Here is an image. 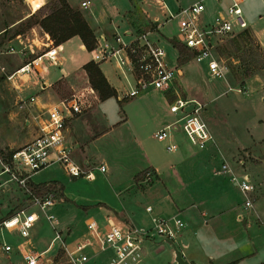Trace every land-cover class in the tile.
<instances>
[{"label":"rangeland","instance_id":"obj_1","mask_svg":"<svg viewBox=\"0 0 264 264\" xmlns=\"http://www.w3.org/2000/svg\"><path fill=\"white\" fill-rule=\"evenodd\" d=\"M34 1L37 2L36 6L43 2L39 8L32 10L30 6H32ZM42 1L0 0V50L3 51H0V161L4 159L2 157L5 156L7 151L28 139L32 132L31 127L27 126L23 119L30 117L32 120V115H35V111H30V106L27 103H25L26 105H21L20 98H25L29 93H33L35 99H33L32 105L36 108L50 103L57 97L66 96L73 91H79L88 83L85 72L82 71L81 67L73 68L67 75L61 76L50 84L51 87L48 85V88H44L38 92L34 89L38 84L35 83L36 86L32 83V77H29L28 80H24L26 79L24 76V79H22L17 75L12 76L11 80L5 77L7 71H12L20 62L31 56V54L23 57L18 55V59H21L19 61L16 59L14 53L5 52L8 44L19 46L18 40L21 39L22 43L30 42V46L35 51H38V41L44 40L45 34L42 32L43 29L37 23L27 25L25 22V17L30 13H33V18H39L43 13L52 8L54 0ZM192 1L194 0H161L162 4H158L151 0L149 10L157 16L158 24L153 25L143 15H130V17L134 18L131 22L129 20L132 26L129 33H123L124 26L115 28L118 33L107 32L105 29L107 26L105 22L107 16L105 15L103 23H94L96 26L90 27L93 30L95 38L97 36L100 42L102 41L99 38L100 34H98L100 32L104 34L105 40L112 43V37L116 34L120 35L123 40H126L139 33H146V38L149 41L163 47L165 63L169 66H179L181 68L182 75L174 76L175 79L173 80L174 89L178 90L179 95L183 98L200 102L198 114L203 121H207L211 125L216 123L220 125L224 124V156L218 149L213 136L211 140V144L219 151L220 155L219 164L214 169L213 174L224 175L228 183L231 186L234 185L241 195V199L239 203H236L235 208L224 212V217L227 219V228H231L229 233L234 239H238L240 243L245 240L252 242L254 252L246 260L248 261L247 264L264 262V53L250 28L248 29V36L236 34L230 38L221 37L215 49L220 63L224 65V74L222 77L208 79L205 75L204 65L191 61L190 57L187 56L186 50L178 43L176 38V22L178 17L173 16V14L177 12L179 7H183ZM201 1L204 3L205 8L196 18H193L194 24L197 27H200L203 20L209 19L212 16L211 2L216 0ZM97 3L103 7L101 2ZM259 4V0H244L242 2V8L247 15L246 20L249 26L253 24L248 18ZM91 7V0H89V4L86 7H80L79 3L76 6L85 20L88 19V16L92 15V11H90ZM94 15L96 17L95 11L93 12V17ZM21 17L23 18L20 19ZM45 33L47 32L45 31ZM17 34H19V37H16ZM47 35L49 36L48 33ZM78 43L79 39L76 36L69 38L63 43V65H66L68 68H72L78 62L89 57V50L81 49ZM175 49L177 50L175 51ZM176 53H180L179 60H177ZM70 54L73 55V58L69 57ZM101 65L105 69H109L110 73L119 82H124L125 84V81H122V77H120V70L113 58L103 60ZM57 68V65L48 66L49 71L54 73L57 72ZM48 79L50 80L51 78ZM29 85L31 87L27 88ZM148 88L151 87L140 90L134 96H123V98L118 100L114 96H110L102 103L109 114L111 122L113 121L114 123L109 134L105 135V138H102L103 141L101 142L105 153H107L108 157L111 158L110 161H112L110 169L112 176H106L108 175V169L105 172H101L96 168V165L101 162L96 157L81 161V166L89 168L92 174L89 175L90 179L87 177V179L84 178L78 183L68 184L71 193L75 195V201L78 200L79 202L70 201L71 207L67 210L61 209L59 212L55 211L54 207L50 209L54 212L52 224L56 227L58 220H70L79 229L83 226V221L85 222L83 218L86 215L94 216L96 219L97 217L100 218V214H96L92 210L95 207V204H90L92 198L98 196L113 201L110 197L109 185L116 190L115 185H117L118 181L120 183L126 182V176L130 167L142 162L137 150L131 145L125 124L128 120L136 122L140 119L137 108L141 104L151 102L156 105L158 111L165 114L163 121H169L176 117V115H172L168 111V104L173 101L172 98H169V93L165 95V92L161 90L153 91V89L150 90ZM80 93L82 110L87 107L92 98H98V93L95 89H93V93L91 94L87 93L84 89ZM25 102H27L26 99ZM121 117H125L126 120L118 122ZM180 123V121H177L176 124L180 125ZM154 129L155 123H140L141 134L144 135L147 145L153 146L155 149L157 148L159 153H170L171 151L165 148L167 136L164 139L153 137L152 132ZM166 131L167 133L170 132V127ZM175 135L178 139L182 138L179 133ZM93 151L102 152L103 150L95 149ZM44 168L37 170L35 174L31 175V180L44 178L49 173L48 168ZM152 175L153 171L147 166L134 174L140 187L142 184L150 182ZM79 177L75 176L73 179ZM104 177L107 179V183ZM242 177L248 179L252 186V189L245 193L241 192L237 185V181ZM53 180L57 179L44 180L36 183L37 185L32 182L29 184L27 181L25 187H22L14 179L9 178L6 173L0 172V220L29 203L27 193L29 188L31 189V184L35 185L31 191L39 197L51 195L56 201L64 200L65 197L62 193L61 183L59 181L52 182ZM167 180L170 183L168 187L178 195L176 187L172 184L171 177H168ZM244 195L251 200L249 206H244L242 203ZM236 212L239 213V216L237 215L238 213L236 216L234 215ZM161 218L166 219V223L168 222L167 226L171 228L172 235L168 236L163 233L147 235L145 239L147 238L149 242L145 241V239L142 241L140 257L128 264H174L172 248L169 242L166 241V238L171 239L178 247L180 242L177 238L175 239L176 227H174L175 225L172 220L173 218L180 219L182 225L179 227L184 226V222L177 215ZM57 231L60 233V231L63 232L66 229H59ZM0 232V237L2 236L3 239L10 242L18 237V240L21 239L20 241L28 240L30 242L29 237L36 233L44 234L48 238L49 233L52 234L53 229L50 227L48 221H44L36 223L30 230L29 236H21L16 231L8 232L2 227L0 228ZM76 234L78 235V232ZM80 240V238H76L71 240V243L74 244ZM84 240L91 239L84 238ZM58 242V248L57 242H53L52 248L43 252L41 258L50 256L56 251L52 257L51 264H70L67 261L62 244L60 241ZM9 253L8 256L0 253V264H24L23 259L20 258L15 248ZM228 261L216 262L206 258L201 264H220ZM80 264H103V261L94 259L92 263L86 261Z\"/></svg>","mask_w":264,"mask_h":264},{"label":"crops","instance_id":"obj_2","mask_svg":"<svg viewBox=\"0 0 264 264\" xmlns=\"http://www.w3.org/2000/svg\"><path fill=\"white\" fill-rule=\"evenodd\" d=\"M66 1L70 6L75 7L78 5L80 0ZM150 1L151 0H91L92 7L90 11H92V15L88 16L86 21L89 26H96L94 23H103V19L105 16H107L105 21L107 26L105 29L107 32L112 31L111 33H118L116 32L115 28L122 26H124L123 33H129L130 28L132 27L129 23V20L131 22L134 18L130 17V15H143L149 19L153 25H156L158 24V18L154 12H150L149 10ZM42 2L37 6V8L42 5ZM97 2H101L103 7L99 6ZM153 2L162 4L161 0H153ZM211 3L214 13L220 7V2L214 1ZM259 3L260 4L258 7L255 8V11L248 18L253 24L252 26H248V29H251L256 41L258 42V45L264 53V0H259ZM32 6H30L32 10L37 9H33ZM99 7L100 9H98ZM94 11L96 17L95 15L93 17ZM243 13L246 18L247 15L244 9ZM123 14H125V16H123ZM42 32L45 33L44 30ZM98 34L104 35L102 32ZM73 36H76L79 39L77 35H72L59 43L61 50L56 56L55 64H51L58 66L57 72H50L49 69H47L42 77L45 80L44 86L39 88L35 84L37 86L34 88L36 89V92L41 91L44 88H48L47 86L52 84L55 80L61 76L67 75V73H69V71H71L73 68L75 69L77 67H81L82 63L90 59L91 55L90 51H88L89 57L82 60L81 62H78L72 68H68L66 65H63V43ZM131 38L132 37L126 40ZM78 46L81 49L86 50L80 39ZM15 57L18 59V54H15ZM69 57L73 58V55L70 54ZM190 60L193 61L191 58ZM19 61H21V59ZM102 61L98 62V66L107 82L115 89V99L118 100L123 98V92L129 88L128 84L131 82L129 73L124 70V73H121L120 77H122V81H125V84L124 82H119L117 78L112 73H110L109 69H105L104 66L101 65ZM21 63L22 62L19 64ZM82 71L84 72L83 69ZM180 75H182V71L179 67V73L175 76L177 77ZM117 77L120 78L119 76ZM48 78L51 79L49 80ZM174 79L175 78L173 77L171 80L172 83L170 82L171 86L169 84L168 88L166 89H155L152 87L148 89H153V91L161 90L165 92V95L169 93V98H172L173 100L175 98L188 99L181 97L178 93V90L174 89ZM29 87H31V85H29L27 88ZM50 92L52 93L51 90ZM108 97L104 99H99L97 97L95 99L92 98L87 107L83 108V110H81L79 113H75L69 117L64 130V137L65 142L70 144L72 147V158L78 164L81 165L80 162H83L87 158L96 157L104 165V170L101 172H105V170L108 169V175L106 176L111 177L112 174L110 169L112 166V161H110L111 158L108 157L107 153H105L103 147L101 146V142L103 141L102 138L104 139L105 135L109 134L112 126L114 125L102 104ZM58 98L60 97L55 98L51 102ZM191 101L197 102L199 105H201L200 102L193 99L190 100L189 103H193ZM48 104L43 106L41 105L40 107L36 108L31 104L29 110L35 111V114L42 113L43 108ZM137 112L140 114V119H138L136 122H131L128 120V122L125 124L131 145L135 150H137L142 162L136 163L130 167V170L126 176V182L120 183L118 181L116 183L117 185H115L116 190L111 185L108 187L106 184L109 188L110 197L113 199V201L97 196L92 198L90 201L91 203L89 202L91 205L95 204V207H93L92 210L96 214H100V218L97 217L96 219L94 216L86 215L83 220H85V222L89 219L94 220L97 224L99 233H102L105 228L104 225L106 226L108 220H112L121 225L133 224L139 228L151 229V218L158 219L164 216L167 217L170 215H177L183 220L184 226H174L176 227L175 239L177 238L179 240L180 245L178 248L180 249L182 256L186 258L190 264H201L206 260V258L216 262L235 260V264H243V262L244 264H247L248 261L246 260H248L249 256L254 252L252 242L245 240L244 242L240 243L238 239H234L229 233L231 228H227V219L224 217V212L233 210L236 203H239L241 195L238 193L234 185L231 186L228 183L224 175L213 174L214 169L219 164V151L214 148V146L211 144V141L206 142L205 146L202 148L197 147L196 144L189 141L181 130L180 125H177V122L173 123L178 117L177 114L173 112L169 111L170 114L176 115V117L169 121H163L165 114L160 113L156 105L152 104L151 102L141 104L137 108ZM23 120L27 126H30L32 129L31 135L28 138L30 139L35 133V127L33 126V122L30 117H25ZM125 120V117H121L118 122H124ZM141 122L147 124L155 123V129L152 132L153 137H155V131L164 126L166 128V125L173 123L170 125V132L167 133L166 141L167 143H174L175 148L170 150V153L166 152V154L165 152L159 153L157 148L155 149L153 146L147 145L144 135L141 134ZM205 124L211 136H213L215 139L218 149L224 156V124L222 123L220 125L219 123H216L211 125L207 121ZM176 133H179L182 138L178 139L175 135ZM20 144L16 145L15 147L19 146ZM95 149L103 151H93ZM145 166L151 168L153 175L150 182L144 183L140 187L137 184L138 180L134 174ZM46 168H48L49 173L46 174L44 178L31 180L30 177V181L37 185L36 183L44 180L57 179L53 180L52 182L59 181L61 183L62 193L65 198L63 197L64 200L61 201H55V203L51 206V209L54 207L55 211L58 212L61 209H69L71 207L69 202L75 201V195L71 193V189L69 188L68 184L78 183L84 178L87 179V177L90 179L89 175L92 174L91 171L89 172L88 176L83 175L79 178L73 179L72 176L65 174L57 164H51L46 166ZM35 173L36 172L33 174ZM168 177H171L172 184L176 187L178 195L168 187V184H170L167 180ZM104 180L107 183V179L105 177ZM75 202L77 203L79 201L76 200ZM145 206H150V209L146 210ZM237 213L238 212L234 213V215L236 216ZM203 215L204 217H202ZM237 215L239 216V213ZM44 221L46 222V220L41 215H39L33 222L30 230L34 227V225H36V223H42ZM85 222L83 221V226L78 229L75 223L70 220H58L56 229H66V231L63 232L60 231V236L63 240V245L67 249L72 248L73 244L71 243V240L73 239H93L89 246H85L82 249V252L88 256L86 261H90L92 263V260L98 259L102 260L103 264H105L107 258L111 254V249L109 247L99 249L94 233L85 228ZM4 229L8 232H17L16 229ZM76 232H78V235ZM53 235L54 232H52V234L49 233L47 238L44 234L41 235L36 233L35 235L29 237L30 242L28 240L20 241L21 239L18 240L19 237L14 238L12 242L3 239L2 236L0 239H3L10 244L11 250L15 248L21 258L19 250L21 252L32 253L41 251L46 252L52 248L53 242L55 241L57 242L58 248V239H53ZM145 241L149 242L147 238ZM55 252L50 256H45L47 261H44L41 264H51L52 257L54 256ZM2 254L8 256L10 253Z\"/></svg>","mask_w":264,"mask_h":264},{"label":"built area","instance_id":"obj_3","mask_svg":"<svg viewBox=\"0 0 264 264\" xmlns=\"http://www.w3.org/2000/svg\"><path fill=\"white\" fill-rule=\"evenodd\" d=\"M220 2V7L212 14L209 19L201 22L200 27L194 24L193 18H196L203 10L204 4L201 0L190 2L179 7L173 16H177V40L187 50L189 56L194 62L204 65L205 74L209 78L222 77L224 74V65L220 63L219 56L216 53V45L221 37H231L244 28H248V22L244 16L242 2L244 0H216ZM89 0H80L79 6L86 7ZM44 40H40L38 51H35L30 42L20 45L8 44L5 52L15 53L19 56H31L15 67L12 71L5 73V77L11 80L12 76L19 78L32 77V82L42 88L45 80L42 78L47 71L48 65L55 64L56 56L61 50L59 44H54L52 39L44 33ZM16 37H19L17 34ZM97 38V36H96ZM90 51V58L93 61L113 58L120 73L127 71L131 77L129 88L123 92V96H134L140 90L146 87L155 89L168 88L173 77L179 73V67L169 66L164 61V49L158 44L149 41L146 33H139L132 36L129 40H123L120 35L112 37V42L105 40L100 34ZM22 43V44H21ZM3 52L2 50H0ZM42 72V73H41ZM128 82V81H127ZM92 93V87L87 84L79 91H73L66 96L60 97L43 108L42 113L32 115V121L35 127L34 135L17 147H14L5 154L4 159L0 161V172H4L9 178L14 179L20 186L30 184L31 175L37 170L57 164L62 171L72 177L88 176L89 168H83L71 155L72 147L65 142L64 130L69 117L82 110L81 90ZM25 99L27 102H25ZM34 95L29 93L25 98H20L21 105L25 103L31 106ZM190 102L188 99L175 98L169 105L170 112L177 114L173 123L180 121V128L186 138L197 147L202 148L206 142L212 140L205 122L198 114L200 105L193 102L188 110L185 106ZM26 105V104H25ZM171 124L166 125L154 132L157 139H164L167 136L166 129ZM167 150L175 148V144L168 142L165 145ZM99 171L104 170V165H96ZM225 169V165H224ZM32 185V184H31ZM31 189L33 186L32 185ZM241 192L245 193L252 189L251 183L245 177L237 181ZM29 188L27 196L29 203L17 209L14 213L2 218L0 226L6 229H16L21 236H28L29 230L35 219L41 215L50 223L54 232V238L62 244L67 261L70 264H80L88 259V256L82 252L85 246L91 244V240H80L73 244L71 249L63 245V240L56 226L52 224L54 215L51 209L56 201L53 196L46 195L39 197ZM251 200L244 195L243 205L249 206ZM146 210L150 206H145ZM152 229L139 228L135 225H121L112 220H108L102 233H99L97 224L89 219L85 222V228L94 233L99 249L109 247L111 254L105 264H128L140 257L141 244L147 235L157 233L172 235L171 228L167 226L164 218H151ZM176 227L182 225L178 218H173ZM150 230V231H149ZM11 245L0 239V252L9 253ZM21 258L24 264H41L47 261L45 257L41 258V252H21Z\"/></svg>","mask_w":264,"mask_h":264},{"label":"trees","instance_id":"obj_4","mask_svg":"<svg viewBox=\"0 0 264 264\" xmlns=\"http://www.w3.org/2000/svg\"><path fill=\"white\" fill-rule=\"evenodd\" d=\"M25 22L27 25L37 23L49 34L54 44H59L68 37L77 35L84 45V48L90 50L95 41L93 30L84 19L79 9L76 8V6H70L66 0H54L52 8L47 12L43 13L39 18H33V13H30L25 17ZM236 34L248 36V28H244ZM178 43L183 46L180 42ZM173 46L177 48L175 44H173ZM184 49L188 54L187 56H190V51L185 47ZM178 52H180V50H178ZM179 55L180 53L177 54V60H179ZM81 67L86 74L88 83L97 91L99 99H104L111 95L115 96V89L105 79L98 66V62L89 59L82 63ZM6 153H8V151ZM234 262L235 260H231L220 264H234ZM257 264H264V262Z\"/></svg>","mask_w":264,"mask_h":264},{"label":"water","instance_id":"obj_5","mask_svg":"<svg viewBox=\"0 0 264 264\" xmlns=\"http://www.w3.org/2000/svg\"><path fill=\"white\" fill-rule=\"evenodd\" d=\"M192 105L193 103H188L185 106V109L188 110L189 108L192 107ZM166 241L169 242L172 248L174 264H190L188 260L182 256L180 249L176 246V244L171 239L166 238Z\"/></svg>","mask_w":264,"mask_h":264},{"label":"bare ground","instance_id":"obj_6","mask_svg":"<svg viewBox=\"0 0 264 264\" xmlns=\"http://www.w3.org/2000/svg\"><path fill=\"white\" fill-rule=\"evenodd\" d=\"M40 4H41V3H39L38 5H40ZM36 5H37V2H36V1H34L32 8H33V9L37 8V6H36ZM54 203H55V202H54ZM54 203H53V204H54ZM53 204H52V205H53Z\"/></svg>","mask_w":264,"mask_h":264}]
</instances>
